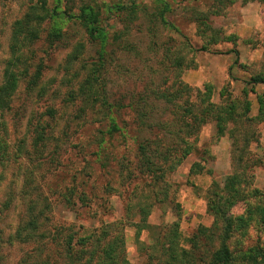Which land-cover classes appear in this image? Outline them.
<instances>
[{"label":"rangeland","instance_id":"obj_1","mask_svg":"<svg viewBox=\"0 0 264 264\" xmlns=\"http://www.w3.org/2000/svg\"><path fill=\"white\" fill-rule=\"evenodd\" d=\"M37 1L0 0V85L10 58L13 23ZM132 1L138 8H145V13L153 12L152 0L58 3L59 10L68 15L78 14L82 5L96 6L100 11L101 23L107 30L103 74L109 100L127 104L138 97L145 84L149 89H172L178 78L198 89L210 84L215 103H220L219 91L225 88L232 98L250 102V120L242 116L241 121L229 125L237 150L233 154L235 147L228 132L219 136L214 124L208 123L199 132L194 151L169 170L162 181L154 182L139 174L134 168L133 139H152V133L138 134L134 115L123 108L113 115L120 132L112 138L104 135L105 142L99 144L109 120L97 107L91 110L77 97L80 85L97 61L99 45L88 38L77 20L46 19L38 27L37 39L22 49L17 87L10 109L3 116L2 135L8 144V155L0 158V264H22L25 260L33 263L34 257L38 258L36 264H69L60 255L63 240L68 235L73 237L71 249L76 251L81 247V238L92 234V239L99 237L103 228L107 229L106 242L116 238L121 245V264H160L161 238L175 224L185 239L198 226L212 224L213 217L206 206L213 182L225 186L235 169L246 177L241 188L264 190V119H253L258 114V96L264 94V86H255L246 96L243 93L244 88H250L246 82L251 76L264 73V4L235 0L223 7L216 0H164L170 7L165 17L178 30L172 31L154 19L148 21L142 9L131 20L124 13L107 11L108 7L127 6ZM55 5L53 0H47L49 10ZM197 12L207 16L209 29L205 38L214 32L220 37L216 44L208 45L210 52L191 51L204 41L193 16ZM148 28L157 30V46L149 45ZM229 35L236 36L235 42L221 39ZM118 37L122 40L116 41ZM176 57L184 62L193 59L195 67H177ZM30 77L36 82L31 91L26 88ZM157 106L153 114L158 116L152 122L163 114ZM40 126L44 127V140L39 155L34 153L33 143ZM193 163L203 166L204 172L189 173ZM31 202L35 211L44 210L45 220L36 234L41 238L24 244L13 238L26 223ZM141 208L146 209L147 216H141ZM242 210L239 205L235 213ZM258 230L253 223L244 230L234 228L232 248L239 252L255 246ZM259 233L263 241L264 233Z\"/></svg>","mask_w":264,"mask_h":264},{"label":"trees","instance_id":"obj_2","mask_svg":"<svg viewBox=\"0 0 264 264\" xmlns=\"http://www.w3.org/2000/svg\"><path fill=\"white\" fill-rule=\"evenodd\" d=\"M53 1L56 5L49 10L47 0H38L29 7L22 18L13 23L9 40L10 58L3 69V78L0 85V158L8 155V144L2 135L5 125L3 116L10 109L11 97L17 87L18 74L16 71L21 64L22 49L30 46L37 39L38 27L43 21L55 18L58 20H77L88 38L99 45L97 61L92 64L89 74L80 85L77 96L91 110L97 107L103 116H106L109 120L108 128L102 133L99 144L105 142L104 135L112 138L113 135L120 132L121 128L113 115L123 108H128L134 115L133 124L138 134L152 133V139L143 136L141 140H137L138 137L133 139L136 144L134 168L139 174L149 176L154 182L162 181L169 170L171 172L175 169L178 163L194 151L198 134L202 127L208 123L214 124L215 132L219 136L228 132L233 140L232 145L235 147L232 150L233 154L235 153L237 141L233 138L234 131L229 125L241 121L242 116H246V121L250 120L247 116L250 112V102L234 99L228 95L225 88H222L219 91L220 103H215L213 101L214 89L210 84L198 89L189 87L179 78L175 81L174 86H171L172 89L168 87L149 89L150 87L145 84L138 93V97L135 100L132 98L127 104H123L121 101H110L105 89L103 74L107 63V30L101 23L100 11L96 6L82 5L79 7L78 14L68 15L66 12L59 10L58 3L61 0ZM216 1L219 6L224 7L233 4L235 0ZM243 1H257L264 4V0ZM152 3L153 12L148 14L145 13V8H138L134 1L127 6L114 5L108 7L107 11L124 13L131 20L136 16V11L142 9L148 21L154 19L163 28L178 31L165 17L170 12L169 4L164 0H152ZM193 16L197 23L198 34L203 37L204 41L200 48L191 51L195 53L212 51L208 50V45L216 44L220 41V37L214 32L205 38L209 29L207 16L199 12ZM147 33L149 35V45L157 46L159 37L157 30L148 28ZM221 39L227 42H235L236 36H223ZM119 40L122 39L118 37L116 41ZM125 46H128V44ZM167 53L168 49H166ZM174 64L179 68L182 66H185L186 69L195 67L193 59L184 62L181 57H176ZM165 82L166 80H163L162 83L166 84ZM35 83L30 77L26 85L27 90L31 91ZM246 85L250 88L243 89L244 96L249 91L252 92L255 86H264V73L251 76ZM157 104H159L163 114H159L157 120L152 122L158 116L153 114ZM258 105V114L253 119L262 121L264 119V94L258 96ZM48 112L52 114L50 110ZM39 130L35 131L36 136L33 147L34 153L40 155V146L44 140V127L40 126ZM241 159H238L237 162L241 163ZM205 171L210 173L209 170ZM203 172L204 168L199 163H193L189 169L191 174H202ZM241 172H243L242 169ZM130 175L131 172H129ZM245 181L246 177H241L238 170L234 169L225 186L213 182L207 195L206 206L207 213L213 217L212 224L209 227L198 226L191 236L186 239L180 237L177 224H175L169 232H166V236L161 238L162 258L160 264H264V240H261L259 233H264V190L256 187L241 188V184ZM33 203L31 202L28 205L27 221L18 228L13 240L16 239L21 243L28 244L33 242L35 237L41 238L40 235L37 236L36 234L40 224L45 220L44 210L35 211L34 205H31ZM239 205L243 206V210L240 213H235V208ZM140 212L141 216H147L148 212L145 208H141ZM251 223L259 229L257 231L259 234L257 243L253 247L245 250L241 249L238 252L231 246V233L234 228L244 230ZM101 232L102 235L94 239H92L94 234L81 238V247L76 251H72L71 242L73 237L68 235L63 240L64 249L62 248V252L60 250V255L67 258L69 264H121L123 261L121 245L116 238L109 239L106 242L108 236L106 228H103ZM92 244L94 246L93 250L89 249ZM99 248H101V251ZM37 261L38 258L34 257L33 263H29L27 260L21 263L36 264Z\"/></svg>","mask_w":264,"mask_h":264}]
</instances>
